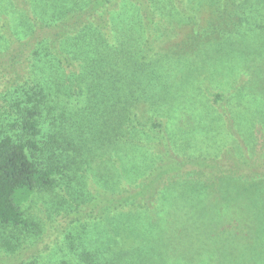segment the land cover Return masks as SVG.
<instances>
[{
    "label": "rangeland",
    "instance_id": "374dc122",
    "mask_svg": "<svg viewBox=\"0 0 264 264\" xmlns=\"http://www.w3.org/2000/svg\"><path fill=\"white\" fill-rule=\"evenodd\" d=\"M144 1L148 11L133 0L109 4L107 26L93 32L86 47V70L67 68L41 49L33 55L41 46L38 34L29 51L22 46L13 58L14 70L0 59V121L15 119L17 104L24 106L40 86L54 107H43L41 135L64 144L61 135L68 134L74 137L70 146L83 145L63 152L50 190L35 189L20 203L32 226L0 225V264H84L86 258L103 264H212L213 254L197 252L204 238L184 233L196 218L177 186L187 182L192 167L165 173L171 187L162 190L169 195L158 194L147 208L101 212L93 196L98 188L134 187L160 162L154 137L122 126L132 106L149 129L154 120L163 121L177 159L214 158L227 148L237 158L264 159V0ZM61 6V0H0V49L18 46L42 23H54ZM19 61L27 64L22 73ZM215 93L225 95L229 117L213 102ZM120 133L126 141L116 139ZM247 177H240L242 187L258 179ZM195 181L201 191L202 180ZM253 208L264 211V204ZM257 226L251 219L249 227Z\"/></svg>",
    "mask_w": 264,
    "mask_h": 264
},
{
    "label": "trees",
    "instance_id": "16d2710c",
    "mask_svg": "<svg viewBox=\"0 0 264 264\" xmlns=\"http://www.w3.org/2000/svg\"><path fill=\"white\" fill-rule=\"evenodd\" d=\"M64 1L61 0L62 11L54 23H42L38 26L40 29L31 31L26 38L28 40L18 41L19 45L15 47L12 44L3 50L0 49V59L5 60L3 62L5 67L14 70L13 58L23 52L22 46L29 51L31 48L29 40L38 34L41 46L33 50V55L41 49L45 54H51V60L57 58V61L67 68L79 66L86 70L89 59L86 47L94 36L91 34L98 28L107 26L106 9L108 10L109 4L113 5L115 0H70L69 6L63 4ZM133 1L140 5L146 3L144 0ZM144 7L149 10L147 5ZM183 13L195 17L191 12ZM146 18L150 21L149 15H146ZM232 20L236 22L238 18L232 17ZM146 48L150 49V46ZM25 67L27 64L18 62L17 68L19 70L22 68L21 73ZM32 93L26 94L28 96L24 106L17 104L15 119L10 122L0 121V225L3 226L15 228L32 226V221L24 215L20 203L35 189L50 190L55 184L57 161L63 152L83 147L77 143L76 146V141L74 146H70L74 137L68 134L61 135L64 144L54 136L47 135L44 138L41 135L39 125L43 119V107L46 106L48 112L54 107L48 104L49 99L40 86ZM225 100L226 97L222 93L213 95V102L218 109L229 117ZM127 118L129 121L123 119L122 126L144 130L156 139L151 144L154 145L153 151L160 162L149 167L134 187H125L119 191L107 187L96 189L93 200L99 210L103 212L107 208L118 209L126 205L147 208L158 194L161 197L164 194H166L164 197L169 195L168 190L167 192L162 190L164 187H171L167 185L171 180L166 181L168 172L176 175L180 168L188 165L192 167L188 169L191 170V176L187 178V182L184 181L177 187L180 195L186 198L183 201L184 205L191 204L187 210L196 218L195 223L186 224L184 233L196 232L204 238L199 243L201 247L197 251L199 257L201 251H206L213 254L212 264H264V211L261 208H253L255 204L260 205L261 202L264 204V159L244 154L237 158L231 148H227L221 156L217 155L214 158L204 155L177 159L171 153L168 135L161 119L154 120L153 129H149L137 119L133 106ZM227 127L234 132L231 121H228ZM261 129L264 133V125ZM116 139L126 141L127 137L120 133L116 134ZM193 177L207 183L201 184V191L197 190L199 183H196ZM240 177L253 180L258 178L256 179L258 181H250L249 186L242 187ZM185 190L189 191L190 198L185 194L187 192ZM184 205L180 210L183 209L186 213ZM250 207L253 208V215L249 219L248 209H252ZM257 210L261 211L257 213ZM257 217L262 220H256ZM251 219L258 224L256 229L249 227ZM176 229L179 232L180 228ZM175 235L171 233V238L177 242ZM84 264L103 263L86 258Z\"/></svg>",
    "mask_w": 264,
    "mask_h": 264
}]
</instances>
